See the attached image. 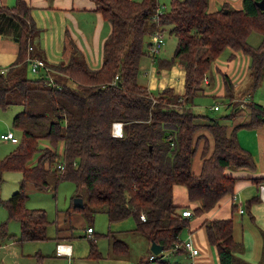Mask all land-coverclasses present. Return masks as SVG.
<instances>
[{"label":"trees","instance_id":"trees-1","mask_svg":"<svg viewBox=\"0 0 264 264\" xmlns=\"http://www.w3.org/2000/svg\"><path fill=\"white\" fill-rule=\"evenodd\" d=\"M93 1L102 18L111 24L102 44L100 66L90 68L72 43L66 60L47 63L65 78H53L50 84L43 75H27L28 47L32 46L31 55L44 58L42 50L34 46L38 26L29 1L0 3V35L18 44L15 59L7 70L0 71V108L22 105L12 119L19 137L10 141L16 144L0 156V181L5 171L20 173L18 188L9 197L0 198L7 212V219L0 221V237L7 235V220L14 219L19 223V243L52 238L47 234L51 220L46 210L26 206L27 188L56 190L60 181L71 180L75 184L73 197L81 196L83 204L74 206L71 197L65 216L79 211L92 221L97 212H104L109 222L132 217V231L150 244L154 241L163 246V253L148 249V256L152 254L154 259L146 255L137 264H168L164 251L173 247L191 220L181 214V209L191 205L194 216L205 215L226 194L234 192L237 177L226 169H256L252 153L240 145L236 131L239 126H264V105L245 100L247 121L228 131L226 121L244 102L235 99L236 86L227 73L221 72L222 96L232 105L231 111L212 117L195 113L192 106L194 97L204 92L203 84H210L204 77L211 64L226 49H231L229 57L234 51L249 57L251 88L259 84L264 75V9L258 7V0H241L240 8L225 3L213 11L208 9V0H170L169 9L162 12L158 0ZM157 25L176 39L171 57L158 58L157 66L162 69L176 64L184 70L181 93L170 86L153 92L139 80L147 73L140 70V61L145 54L150 57L151 42H144V37ZM252 31L261 34L258 45L247 40ZM14 94L17 99L12 98ZM38 100L45 101L46 108H40ZM114 121L122 122L121 136L112 133ZM41 139L48 145L41 146ZM58 142L61 152L56 150ZM199 149L202 162L195 173L192 161ZM249 179L258 184L264 176ZM175 185L185 188L188 204L174 202ZM257 200V195L251 196L245 208ZM230 209L228 217L202 219L206 239L215 250L218 264H254L240 256L242 243L233 236L232 213L237 204L231 203ZM67 229L71 233L66 238H72V226ZM113 233L110 229L107 235ZM96 236L88 237L86 259L104 257ZM128 251V244L115 237L108 254L123 257ZM183 251L181 247L175 252ZM55 253L59 254L56 246ZM34 256L37 264H42L44 255L37 251ZM255 264H264V234L260 260Z\"/></svg>","mask_w":264,"mask_h":264},{"label":"rangeland","instance_id":"rangeland-1","mask_svg":"<svg viewBox=\"0 0 264 264\" xmlns=\"http://www.w3.org/2000/svg\"><path fill=\"white\" fill-rule=\"evenodd\" d=\"M14 0H12L13 2ZM169 1L170 0H158V10L160 12L169 9ZM13 4V3H11ZM86 20V21H85ZM85 22L87 25V32H88V40L91 42V37L93 33V29L95 25L98 24V20L93 18L92 16H88L85 18ZM107 25L105 29V33L109 30V25L111 26L109 21H105ZM44 32L45 36H42L45 40L47 37V33L43 28V31L38 28L35 34V41L34 46L36 48H40L37 45L39 42V37L41 33ZM6 37V36H5ZM49 40L51 37L48 35ZM67 35H64L63 40H65ZM163 39L164 42L160 48V50L155 54L153 62L147 54L141 59L140 64L143 72L148 71L149 69L155 70V74H159L160 68L157 66V59L158 58H170L173 54L176 39L173 35L169 34L168 29H163ZM150 40V36L146 35L144 37V42ZM248 42L253 45H258L261 40V34L252 31L248 38ZM103 41L99 42V46L96 47L94 43L91 44V47L88 48L87 46L83 47V50L80 51L83 54V58L86 61L87 65L90 68H96L101 64L102 60V43ZM57 42L53 38L52 44H49L51 48L50 52V60L52 63H57L59 61H64L67 59L65 55L68 52V40L64 41L62 45H57ZM145 45V44H144ZM95 55H97V62L94 64L92 62L91 54L92 51ZM42 50V49H41ZM149 50V49H148ZM228 49L223 50L221 54L218 56L226 60L225 53ZM43 52V51H42ZM30 55L32 57H36L30 54V50L26 57ZM44 56V54H43ZM222 56V57H221ZM39 58V57H37ZM57 58V59H56ZM42 59V58H40ZM98 59L100 63H98ZM43 60V59H42ZM53 60V62H52ZM44 61V60H43ZM47 66V69L43 67L39 68L38 70H32V64L29 62L27 64V75L31 78H38L43 75L46 79V83H51L53 78L55 80L65 78L61 77L60 74L52 71L49 65L44 61ZM214 63V62H213ZM211 64V67L208 70L209 75H215L216 73L220 77V83L222 85L221 80V73L216 70ZM99 64V65H98ZM2 65L0 64V67ZM9 66V65H8ZM7 66V67H8ZM6 68H1V70H7ZM140 71V73L142 72ZM151 76L150 72L148 71L145 75L139 76V80L141 82L147 83L148 78ZM248 76V75H247ZM209 86L212 87L210 92H202L199 93L194 97V105L192 106L195 113H205L212 117H220L221 115L228 113L231 111L232 105H228V99L223 97L220 91L217 89L218 83L216 84V79L210 78ZM206 82V81H205ZM205 86V84H203ZM220 85V89H221ZM216 87V88H214ZM153 90V89H152ZM157 89L153 90L155 92ZM235 97H238L237 100H243L244 96H248V100H253L254 102L261 103L264 105V75L260 80L259 84L255 88H251L250 80L247 78L242 81V83L237 86L234 90ZM12 98L17 99V95H12ZM245 99V98H244ZM246 100V99H245ZM244 100V101H245ZM247 100V101H248ZM243 101V102H244ZM246 102V101H245ZM241 107H235L237 111L236 115L233 118H230L226 121L228 128H233L234 125L247 121L248 114L247 111L248 107L246 103ZM38 106L40 108H46V102L43 100L37 101ZM217 104L219 109H214L213 106ZM22 108V105L18 103H12L7 108H0V135L6 133L8 131H12L15 136L19 137V131L13 127L12 119L14 114ZM240 127V126H239ZM250 129L247 127H241L237 129V137L240 140V144L244 146H248L252 142V134L250 133ZM15 142L10 141V139H4L0 137V156L7 153L10 149L15 146ZM39 144L48 145L46 140H39ZM56 150L58 152L62 151V144L58 142L56 144ZM38 154H36L30 161L33 163L36 160ZM200 155V149L197 150L194 159L196 160L197 157ZM231 169V168H229ZM20 178V173L17 171H5L2 173V180L0 181V198L9 197L12 192H14L18 188V180ZM32 186H28L27 188V199L25 201L26 206L28 207H41L46 210L48 219L51 220V223L48 226L47 234L52 238H48L46 240H39V241H25L23 243H19L17 241L18 232H19V223L14 219L7 220V235L5 237H0V264H37L36 258L34 253L39 251L44 255L42 264H137L138 260L144 256H148V249H147V240L146 238L138 232H129L127 229L132 228L135 224V221L132 217L125 218L126 220H115L119 221L115 224L109 222L107 216L104 212H97L94 215L92 221L86 220V218L81 214L79 211H73L69 216L64 215V210L67 208L71 202L75 192V184L71 180H62L57 184L56 190L52 188L48 189H35L31 188ZM72 197V198H71ZM84 197V196H83ZM240 208L242 207L246 214L243 215V218L248 219L247 216V208H245V199L241 200ZM237 212V211H236ZM192 217V216H191ZM141 218V216H140ZM7 219V212L6 209L0 205V221ZM72 226V234L73 237L69 238V244L72 246V254L70 260L66 256H59L55 254V246L56 241L53 239V236L60 234L62 231H69L66 226ZM90 225L91 228L94 229V233H92L89 237H95V240L98 249L104 255L103 258L100 260H88L84 257L89 249V241L88 236H85L86 227ZM127 228V229H126ZM185 228V227H184ZM183 228V229H184ZM61 229V230H60ZM112 230L114 233L111 235H107L109 230ZM119 229H126L125 231H121ZM67 231V232H68ZM184 232L180 233L178 241L185 240L187 237L184 236ZM123 239L129 246L128 253L123 257H114L108 254L111 247V241L113 238ZM67 239V238H65ZM177 241V242H178ZM193 241V240H192ZM62 242V241H61ZM163 253V251H161ZM108 256V257H105ZM164 257L169 261L168 264H186L187 258L183 254V252H175V251H164ZM190 259V258H189ZM211 264H218L217 259H212Z\"/></svg>","mask_w":264,"mask_h":264},{"label":"crops","instance_id":"crops-1","mask_svg":"<svg viewBox=\"0 0 264 264\" xmlns=\"http://www.w3.org/2000/svg\"><path fill=\"white\" fill-rule=\"evenodd\" d=\"M15 1V0H14ZM12 0H0L2 4L11 5ZM29 4L32 6V16L34 18L35 23L38 28L47 33V37L44 40L42 36H45V33L42 32L39 37L38 46L43 51L44 58H42L46 63H51L50 60V50L52 47H49V44H52L53 38L57 42V45H62L64 41L68 40V52L65 55V58L68 57L70 48L72 43L76 46V49L79 51L83 50L84 46L88 48L91 47V44L94 43L99 46L100 41H104L105 37L109 34L111 26L109 25V30L105 33V29L107 28L105 24V19L102 18L101 13L96 9L97 4L93 0H28ZM229 4L232 7L240 8L242 5L241 0H208V9L210 11L216 10L220 8L223 4ZM88 16H92L98 20V24L95 25L91 37V42L88 40V32H87V22H85V18ZM85 20V21H84ZM48 35L51 37L49 40ZM64 35H67L68 38L63 40ZM150 36V35H149ZM103 43V42H102ZM253 45V44H252ZM18 49V44L9 37L0 35V64L1 68H6L16 57V52ZM91 50V49H90ZM92 51V50H91ZM231 49H228L225 53V58H216L213 62V66L217 71L227 73L234 85L239 86L242 81L248 78V64L249 57L242 53L241 51H234L231 57ZM97 55H95L92 51L91 58L92 62L95 64L97 62ZM222 57V56H221ZM57 59V58H56ZM151 59V58H150ZM102 61V60H101ZM53 62V60H52ZM151 62L152 59H151ZM98 63L100 60L98 59ZM99 65V64H98ZM100 66V65H99ZM97 66V67H99ZM96 67V68H97ZM151 76L147 80V87L149 89H162L165 86H170L174 88L175 92L181 93L183 90L184 84V70L177 66L176 64L172 65L170 68H162L159 71V74H155V70L153 68L148 70ZM148 71H145L148 72ZM218 72V73H219ZM210 78L216 79V84L218 83L217 89L220 91L219 93H223L222 85L220 89V77L216 73L215 75H209L207 73V81H211ZM210 83V82H209ZM204 92H210L212 89L209 84L205 83ZM235 87V88H236ZM216 88V87H214ZM213 91V89L211 90ZM238 97H235L237 99ZM246 100H248V96H244ZM244 98L243 101L245 100ZM243 126L238 127L241 128ZM248 128V127H247ZM228 131L231 128H228ZM252 134V142L248 146H243L248 149L255 160L256 169L255 170H246V169H226V173L231 174L237 177L234 187V192L231 194H226L221 200L220 203L208 211L205 215L201 217L194 216V213L190 216L191 220L184 229L185 231L183 237H187L188 235L193 240L194 244L198 247L199 253L196 255L195 261L196 264H211L212 259H217L215 250L212 245H210L206 239V234L204 230V226L200 223L204 217L213 218V217H228L231 214V203L237 204V212L232 213L233 218V236L237 241H241L242 243V253L240 256L245 260L251 263H258L261 255V248L263 243V234H264V201L261 200L259 196V188L264 180L260 181L258 184L251 181L249 178L252 176H264V126H260L257 128H249ZM237 134V131H236ZM238 138V137H237ZM239 139V138H238ZM240 141V140H238ZM240 143V142H239ZM212 143H210L209 151H211ZM201 155L197 157L195 160L193 158L192 161V170L197 173L201 168ZM32 188V187H31ZM253 195L258 196V200L253 202L248 206L247 216L248 219H244L243 215L246 214L244 210L239 211L241 200H247ZM233 196L235 198H233ZM173 200L176 204H188L186 190L181 185H175L173 190ZM190 202V201H189ZM196 203V202H191ZM192 210V206H188ZM242 208V207H241ZM243 209V208H242ZM193 211V210H192ZM250 213V214H249ZM251 215V216H250ZM107 216V215H106ZM108 219V218H107ZM126 220L120 219L119 221ZM119 221H113L115 224ZM112 223V222H111ZM135 225V224H134ZM68 227V226H66ZM134 227V226H133ZM132 227V228H133ZM87 228V227H86ZM129 228L127 229L129 232H134ZM126 229H119L121 231H125ZM60 232L59 239H54L57 242H66L69 243L68 239H65L66 236L69 235V231ZM85 236H91L94 233V229L92 228L91 232L86 231ZM180 232V233H181ZM179 236H181L179 234ZM54 237V236H53ZM62 237V238H61ZM150 243L147 241V249L149 248ZM56 254V253H55ZM72 254V246L70 245V252L64 254H56L59 256H66L69 260ZM183 254L186 256L187 261L189 257L187 255V251H183ZM85 257V256H84ZM108 257V256H105ZM89 260V259H88ZM97 261V260H94ZM186 261V262H187ZM218 263V260H217Z\"/></svg>","mask_w":264,"mask_h":264},{"label":"built area","instance_id":"built-area-1","mask_svg":"<svg viewBox=\"0 0 264 264\" xmlns=\"http://www.w3.org/2000/svg\"><path fill=\"white\" fill-rule=\"evenodd\" d=\"M150 42L151 45L149 47V54H150V58L152 60H154L155 54L160 50L164 39H163V30L161 29V27L159 25L156 26V28L150 33ZM32 46L28 47V50H31ZM26 60L28 61V63L30 62L32 64V70L36 71L39 68L43 67L44 69H47L46 64L44 63V61L40 58L37 57H32L30 55H28L26 57ZM2 71V70H1ZM117 80V75L114 77L113 82L116 83ZM204 80H207V77H204ZM218 105H214V109H217ZM112 133L115 136H121L122 135V122L121 121H114L112 123ZM2 138L4 139H10L12 141L17 140V137L14 135V133L12 131H8L6 133H3L0 135ZM59 168H62L61 164H58ZM259 196L261 198V200L264 201V183H262L260 185L259 188ZM233 198H235L233 196ZM243 209L239 208V211L241 212ZM181 214L184 216H191L193 214V211L190 210L189 208H183L181 209ZM141 218L144 219V215L141 214ZM86 231L91 232L92 228L91 227H87ZM183 247L186 251H187V255L190 258L186 264H196L195 261V256L198 255L199 253V249L198 247L194 244V242L192 241L191 237L188 236L185 240H180L178 242H175V244L173 245V247H171L169 249V251H176L177 249ZM56 252L59 254H64V253H69L70 252V244L68 243H63L60 242L56 245ZM149 260L154 259V256L152 254H150L148 256Z\"/></svg>","mask_w":264,"mask_h":264},{"label":"water","instance_id":"water-1","mask_svg":"<svg viewBox=\"0 0 264 264\" xmlns=\"http://www.w3.org/2000/svg\"><path fill=\"white\" fill-rule=\"evenodd\" d=\"M257 5L259 8L264 9V0H258ZM83 201H82V197L81 196H74L73 197V205L74 206H82ZM150 250L152 253L154 254H158L161 251H163V246L161 244H158L154 241L151 242L150 246H149Z\"/></svg>","mask_w":264,"mask_h":264}]
</instances>
